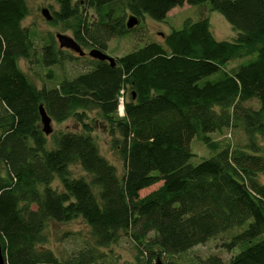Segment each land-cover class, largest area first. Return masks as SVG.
<instances>
[{"label": "trees", "instance_id": "trees-1", "mask_svg": "<svg viewBox=\"0 0 264 264\" xmlns=\"http://www.w3.org/2000/svg\"><path fill=\"white\" fill-rule=\"evenodd\" d=\"M49 1L50 24L105 53L111 38L133 32L145 15L162 21L184 4L202 11L111 65L60 48L50 31L24 24L27 0H0L5 263L111 264L101 249L125 238L131 264H180L181 255L218 238L238 251L227 261L210 254L198 264H264V0ZM208 9L236 31L232 40L214 37ZM129 16L138 20L132 28ZM20 59L43 71L32 77ZM65 63L79 72L58 76L52 67ZM39 105L55 122L72 117L80 130L44 134ZM96 120L121 160V175L99 151ZM224 129L239 130L244 142L210 137ZM194 137L211 151L195 165L189 163ZM78 218L91 242L59 259L45 247L47 226Z\"/></svg>", "mask_w": 264, "mask_h": 264}, {"label": "rangeland", "instance_id": "rangeland-1", "mask_svg": "<svg viewBox=\"0 0 264 264\" xmlns=\"http://www.w3.org/2000/svg\"><path fill=\"white\" fill-rule=\"evenodd\" d=\"M53 3L49 0H27L29 7V15L25 18L24 24L34 23L40 31H50L53 35L56 33H62L73 38L70 30H60L59 26H54L44 19L41 15V8H48V4ZM54 7H56L54 5ZM201 8L198 6H191L184 4L181 7L172 8L162 21H156L147 15L136 25L133 32H130L122 37L111 38L108 42L106 54L110 57L122 56L131 50L141 47L150 41H160L162 38L161 34H167L171 29L181 28L183 21L187 18L196 21L200 17ZM205 11V10H204ZM51 12V11H50ZM88 14L92 16V11L89 10ZM205 15L208 17L210 22V28L214 37L217 40H232L236 35V31L231 25L225 20L222 14L215 10H206ZM85 55L87 56L89 49L81 46ZM76 54V53H75ZM246 60L245 58L239 61ZM20 67L29 73L32 77L33 71H43L40 67L35 66L33 69H29L26 61L19 60ZM54 72L61 76L63 74L73 75L79 72V67L71 66L70 63H65L64 67H52ZM37 77V76H36ZM38 81V79H36ZM91 117L93 113L89 114L88 122L91 123ZM92 132L96 138L100 153L111 162L118 174L123 173V165L121 160L118 159L115 152L111 149L110 137L105 132V127L100 120L95 121ZM94 125V124H93ZM50 127L52 132L55 131H79L80 125L72 117L67 118L62 122H55L51 120ZM212 139H222L235 145L237 143L244 142V135L237 129H224L221 133L210 134ZM190 148L193 152V156L190 158L189 163L195 165L204 158H208L211 155V151L196 137L190 142ZM75 172L82 173L77 167L73 168ZM261 181L264 182V173L260 175ZM53 185H57V181L53 182ZM160 182L147 187L139 192L140 196L145 195L149 191L157 188ZM48 242L45 247L53 250L59 259L66 258L70 253L84 245L85 243L90 244L88 235V228L81 219H74L67 223H56L49 222L47 226ZM222 239H210L205 244L197 245L181 255L176 259L177 263L180 264H198L200 259L205 258L210 254H217L224 261H227L233 254L238 251V248L231 250L225 249L221 246ZM108 254V259L111 264H131L133 261V250L131 244L124 239L118 243L112 245L107 249H101Z\"/></svg>", "mask_w": 264, "mask_h": 264}, {"label": "water", "instance_id": "water-1", "mask_svg": "<svg viewBox=\"0 0 264 264\" xmlns=\"http://www.w3.org/2000/svg\"><path fill=\"white\" fill-rule=\"evenodd\" d=\"M40 13L46 21L51 20L52 15L48 10V8H41ZM137 22L138 20L134 16H129L126 21V26L127 28H132L137 24ZM55 38L60 48H65L74 51L80 56L85 55L81 46L72 37L62 33H56ZM87 56L98 60H105L108 61L111 65H114L113 57L108 56L105 52H102L98 49L95 48L90 49L88 51ZM39 114H40V124H41L42 132L46 135L50 134L52 132V129L50 127L51 118L46 114L42 105H39ZM0 264H6L2 255L1 246H0ZM151 264H163V263L160 259H156V261L152 262Z\"/></svg>", "mask_w": 264, "mask_h": 264}, {"label": "built area", "instance_id": "built-area-1", "mask_svg": "<svg viewBox=\"0 0 264 264\" xmlns=\"http://www.w3.org/2000/svg\"><path fill=\"white\" fill-rule=\"evenodd\" d=\"M122 103H123V100H122V98L120 97V98H119V104H118V108H119L120 113L122 112Z\"/></svg>", "mask_w": 264, "mask_h": 264}]
</instances>
